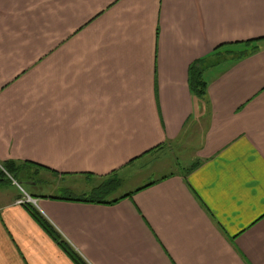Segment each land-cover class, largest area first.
<instances>
[{
	"label": "crops",
	"instance_id": "1",
	"mask_svg": "<svg viewBox=\"0 0 264 264\" xmlns=\"http://www.w3.org/2000/svg\"><path fill=\"white\" fill-rule=\"evenodd\" d=\"M7 161L0 264H264V0H0Z\"/></svg>",
	"mask_w": 264,
	"mask_h": 264
},
{
	"label": "trees",
	"instance_id": "2",
	"mask_svg": "<svg viewBox=\"0 0 264 264\" xmlns=\"http://www.w3.org/2000/svg\"><path fill=\"white\" fill-rule=\"evenodd\" d=\"M249 44V43H248ZM229 56H239L238 54L230 55ZM227 55V56H228ZM202 64V62H200ZM194 63L193 65H195ZM191 65L190 68L194 67ZM196 67V65H195ZM197 74L194 76L193 81L191 83V89L199 94L202 95L204 94L205 90V81L202 77V71H198V69H195ZM22 167L18 165V163L14 161H7L4 162L0 166V180L4 181H10V178L15 180V176L21 172ZM17 182V181H16ZM19 183V182H17ZM20 184V183H19ZM114 184L112 182H106L104 183L101 188L93 191L89 196L85 198H79V199H68V200H74V201H84V202H99L102 203L104 200V196L108 194L109 191L114 189ZM32 197V196H31ZM115 201H112L110 203H114ZM23 206L28 210V212L31 214V216L37 221V223L45 230V232L57 242V244L60 246V248L70 257V259L75 263V264H87L60 236V234L54 229V227L45 219L43 216L35 209V207L29 203L25 202L23 203Z\"/></svg>",
	"mask_w": 264,
	"mask_h": 264
},
{
	"label": "rangeland",
	"instance_id": "3",
	"mask_svg": "<svg viewBox=\"0 0 264 264\" xmlns=\"http://www.w3.org/2000/svg\"><path fill=\"white\" fill-rule=\"evenodd\" d=\"M169 167V166H167ZM171 168L175 169L176 171L178 170V167H176L174 164L171 166ZM144 171L139 173L140 175L135 179L133 178L131 182L124 184V186L120 189V192H124L125 185L129 186H136L139 184H143V182L148 181L149 179H154L158 175L162 176L161 173L164 171L160 170H151L150 166H145ZM171 169V170H172ZM34 179H36L38 182L35 184ZM15 180L20 183V185L29 193V195L34 196L36 194L38 195H50V194H55V195H65L59 190H55L54 186L56 185L55 182L48 181L47 179L43 178H36L34 175V170L31 167L26 168L25 170L19 172L15 176ZM35 184V186H33Z\"/></svg>",
	"mask_w": 264,
	"mask_h": 264
}]
</instances>
